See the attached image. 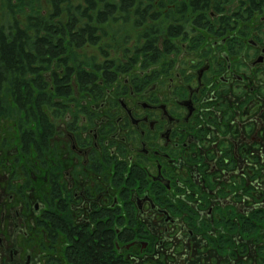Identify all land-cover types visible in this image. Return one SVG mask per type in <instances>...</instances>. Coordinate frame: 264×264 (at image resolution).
<instances>
[{
    "label": "flooded vegetation",
    "instance_id": "flooded-vegetation-1",
    "mask_svg": "<svg viewBox=\"0 0 264 264\" xmlns=\"http://www.w3.org/2000/svg\"><path fill=\"white\" fill-rule=\"evenodd\" d=\"M221 7L225 10L224 5ZM222 10L214 7L211 13H206L210 21H202L198 13H194V17V14L190 15L189 19L181 16L178 18L179 31L183 32L181 35L188 34L186 28L191 25L195 31L214 30L220 36L228 38L226 34L234 31L243 19L240 17L241 13L235 12L239 20L235 19L234 26H231L233 19L229 13L219 14ZM227 40L231 55L217 61L213 56H202L190 74L183 69L184 77L182 76L179 83H176L179 77H171L167 87V91H171L169 95L164 92L161 95L160 82L163 83L169 76L171 66L164 72H159L160 69L156 71L155 65L161 61V56L157 53L153 56L146 43L140 49L141 53H145L142 61L143 75H136L131 84L132 93L139 96L138 101L135 105L123 100L120 103L124 113L118 122L123 135H112L116 125L111 124L115 130L111 131L108 127L102 130L103 135L111 136L109 144H103L102 140L90 144L95 151L94 158L91 155L93 152H85V156L89 157L86 170H94V177H90L95 180L106 172L112 190L121 191L122 203L116 197L113 204L103 206L100 204L102 197L90 202L87 192L82 191L80 198L85 205H78L74 202V195L68 190V184L61 182L62 175L58 174V168L50 172L47 180L49 191L45 194L38 187H33L35 184L31 178L28 179L29 182H24L25 185H4L0 173V264H73L70 257L73 244L70 231L77 228L79 231L88 230L93 233L100 222H110L112 225L114 257L122 258L123 264H131L126 254L138 250L143 252L147 247L144 244H149L145 235L146 226L143 224V229V225H138L134 218L146 209L155 212L156 219L166 225L164 235L169 237L176 235V232L181 233L179 237L182 239L175 243L176 250L185 251V255L177 256V264H216L219 260L218 253L215 262H207L201 256L197 259L198 256L194 253L210 248L219 251L225 245L230 246L224 239H234L235 231L232 228L238 223L233 217H229V212L237 213L239 209L226 203L234 199L232 196H237L233 193L236 189L238 192L243 191L244 186H239L242 182L245 184V181L249 182L253 177L243 176L236 170L241 167L244 168L240 171L249 170L252 166L245 164L253 161L252 150L264 145V73L254 75L251 70L247 73V69L264 65V42L253 41V46L261 53L249 61L248 51H242V39L237 38L235 48ZM197 44L200 41L197 40ZM154 48L159 52L162 47L154 45ZM145 49L152 54L147 55L149 52L144 51ZM216 55L222 57L223 53ZM235 56L239 59L234 60ZM138 62L135 58L133 62L126 64L125 69L123 67L122 72L115 75L113 82L105 77L104 69L96 72L99 73L97 87L100 78L106 85L112 86L120 74L131 72ZM109 72L115 74L116 70ZM56 73L60 78L64 75L58 70L51 75L52 92L57 88ZM253 75L252 80L250 78ZM69 79L68 87L72 94L68 98L57 97L53 100L54 104L59 103L62 106L63 103L57 99L68 100L74 95L75 85L81 91L90 94L93 92L92 85L82 89L74 73ZM103 92L102 90V95ZM127 93L128 89L123 91L124 98ZM53 108L58 109L56 106ZM54 112L56 118L61 116L57 111ZM43 113L45 114L44 111ZM49 121L54 126V133L49 139L48 150L43 158L39 152L36 153L44 168L49 166L50 140L56 135L55 124L50 117ZM69 131L74 133L71 127ZM133 135L135 141L127 144V138ZM98 137V133L94 131V138ZM90 142L89 138H84L80 146L87 148ZM73 148L76 151V147ZM100 148L103 150L101 153ZM104 151L108 162L100 165L99 157H104ZM79 155L82 157L81 153ZM91 157L95 161L93 166L90 164ZM105 165L108 168L103 169ZM60 170H63L62 165ZM254 172L258 173L256 170ZM239 180L241 181L238 183ZM136 186L138 189L131 190ZM94 189L102 190L101 185ZM134 191L138 193L135 202L131 200ZM259 193L252 194L251 202L255 196L260 197ZM89 194L93 196L90 191ZM167 195H171V198ZM242 199L244 197L238 201L241 202ZM59 200L62 201V211L58 205ZM244 201L247 205L248 200L245 198ZM223 206L225 210L222 209ZM250 211H254V204ZM78 214L87 216L84 221H78ZM56 215L68 219V228L66 225L58 227L53 223ZM243 219L244 225L250 222ZM157 220L148 217V221L156 223ZM225 230L232 234H227ZM219 253L229 254L226 250ZM234 258L237 256L229 254L222 261L228 264L242 262H236Z\"/></svg>",
    "mask_w": 264,
    "mask_h": 264
},
{
    "label": "rangeland",
    "instance_id": "rangeland-1",
    "mask_svg": "<svg viewBox=\"0 0 264 264\" xmlns=\"http://www.w3.org/2000/svg\"><path fill=\"white\" fill-rule=\"evenodd\" d=\"M50 1L51 0H23L20 3V1L12 0L11 2L14 5L10 6L7 4L6 0H0V26L7 27L9 23L15 20L21 24L23 23L22 25L28 24L29 16H36L37 12H39L40 15L46 13L51 15L53 14V7ZM160 1L161 0H156L154 4L159 6ZM219 1L224 3L219 6L221 10L222 5L225 7V10H222L219 14L229 13L228 15L233 19L231 20V26H234L235 19L239 20L235 12L241 13L240 17L243 19L239 21L234 31L226 34L228 38L220 36L214 30L206 31L204 29H196L195 31L191 28V25L186 28L188 34L171 37L168 34L169 23L172 20L175 21V18L176 20L181 18L182 15L179 9L174 13V17L170 19L167 18V13L162 12V15L158 10L157 12L162 15L161 18L158 17L159 19L154 21L152 17L146 16L143 22L142 18L132 9L129 13L124 14L121 12L117 14L116 18L111 19L107 24L99 25L98 28H100V31L98 34L102 36L99 43L97 45L87 44L85 47L78 48L76 52L83 68L90 72L97 69L94 67L95 65H101L107 60L110 62L114 61L116 66L124 68L126 64H130L131 61L133 62L135 58L138 59L139 62L134 65V69L131 72L120 74L118 76L119 79L112 86L106 85L103 79L100 78L101 80L99 81L98 88L104 91L102 98H97V90L93 89V92L90 94L81 91L80 88L75 85L73 91L74 95L69 97L68 100L57 99L63 103L58 109L53 108V106L49 107L48 104L43 107V111L46 115H49L51 122L55 124L56 128V135L50 140L49 166L47 168H44L42 165L43 162L37 158V149L35 151L33 147L31 152L26 154L22 150V134L27 130H35V123L30 122L29 125L26 124L25 130L22 131L21 128H19L20 121L25 117L22 112L18 109L14 110L10 105L12 110L4 109V111L0 112V173L2 176V184L19 186L24 184V182H29L30 180L28 179L31 178V181L35 184L33 187H38L43 191V194H45L49 191L47 183L49 174L53 169L58 168V174L62 175L61 182L66 185L68 184L70 189L74 186L72 190H68L74 195V202L78 205H85L83 199L80 198L84 191L87 192L88 196L91 198L89 200L90 202H95L97 198L102 197L100 204L107 206L113 204L116 197H119V202L122 203L121 191L119 189L112 190L106 172L102 173L94 180V170L89 169L92 172L86 170L89 157L85 155L93 152L91 155L93 158L95 157V151H93V146H91L95 142L99 143L102 140L103 144H109L111 136L102 134V130L105 127L113 131L115 127L111 124H114L116 125V130L112 135H117L119 137L123 135L121 124L118 122L120 116L124 113L121 111L122 108L120 103L121 100H123L127 101L130 105H135L138 101L137 99L139 96H135V94L132 93L133 86L131 84L133 80L136 79V75H143L142 61L145 58V53L142 51V55L140 49L145 46V39H148L145 35L148 32H150V34L154 33V37L158 39L155 45L162 47L158 52L161 56V61L155 65L156 71L160 69L159 72H164L171 66L169 76L163 83L160 82L161 95H163V92L165 94L168 93L167 95L171 93L170 90L169 92L167 91L171 77H179V80H176V83H179L183 76V69L190 74L191 71H194L193 69L196 67V64L203 58L202 56H213L214 60L217 61L226 58L227 55H231L228 49L227 39L232 43L233 48H235L237 38L239 37V39H242L244 44L242 51H248L247 59L249 61H252L261 53L258 48L253 46V43L257 41H259V43H262V41L264 42V7L261 11H256L253 15H249L245 12L247 5H250L246 2L247 0H230V3L228 0V4H226V0ZM70 2L76 6L84 1L70 0ZM178 2L179 0H177V3ZM262 5L264 6V4ZM65 7L66 5L63 6V8ZM213 8L214 7L211 6V9L207 13H211ZM189 11L192 12L190 8ZM194 16L196 15L194 14L193 17ZM65 20L66 19L63 21L65 22ZM55 21L57 20L53 22ZM178 24L175 26H178ZM158 26H162V30L159 29ZM30 33L33 34L34 30H30ZM150 38L152 37H149V39ZM197 40L200 41V44H197ZM193 44H195V46H193ZM148 52L149 51H147V53ZM217 53H223V56L218 57L216 55ZM151 54L152 53L149 52L147 55L150 56ZM235 59L239 58L235 56L234 60ZM58 67L62 68L64 64L56 59L51 63L52 69L44 74L43 80L49 84L47 88L48 91H52L53 89L51 88L52 82L50 81V77L54 74V71L58 70L63 74V70ZM250 70L252 71L251 74L254 75L260 72L264 73V65H258L255 69H247L248 74ZM254 75L250 79L253 80ZM125 88L128 89V93L124 98L122 93L126 90ZM2 95V99L6 98L5 94L2 93ZM10 101H12V98ZM3 106L7 107L6 104H3ZM66 106L67 109H65ZM54 111H57L61 116L56 118V116L53 115L55 113ZM70 127L74 130V133L69 131ZM94 131H96L99 136L96 139L94 138ZM84 138H89L91 140L87 148L83 145L80 146ZM127 140V144H130L135 141V136H130ZM121 143L123 144V142ZM118 144L120 145V143ZM74 146L76 147V151L73 150ZM99 150V153L103 152L101 148ZM80 153L82 157L79 155ZM251 154L254 157L253 161H247L245 165H251L252 167L247 171H245V169L240 171V169L244 167L236 170V172L243 176H253L251 181H245V184L242 182L239 186H244L242 189L244 192H238L236 189L233 193L237 196H232L234 199L226 203L229 206L232 204L235 208L239 209L237 213L234 211L231 213L229 212V217H233L235 222L237 220L238 223L237 226L235 225L232 228V230L235 231V233H233L234 239H230L229 241L224 239V242H229L230 246L225 245L219 248V251L210 248L206 251L194 253L195 256H198L197 259L201 256L204 257L207 262L210 260L215 262L218 253L219 260L216 264H228L224 263L222 259L228 257L229 254L236 255L237 258H234V260L236 262L242 261L240 264H264V145L255 147ZM93 158L90 162L92 166L95 162ZM99 158L100 165L108 162L105 151L104 157ZM61 165L63 170H60ZM105 168H108V166L105 165L103 169ZM255 170L258 171V173L255 174ZM91 175H93V177H90ZM240 181L241 180H239L238 183ZM219 183L218 181L217 184ZM97 185H101L102 190H95L94 188ZM218 188L220 189V187ZM254 188H257V190H253ZM134 189H138V187L136 186L131 190ZM31 191L34 192V189L31 188ZM31 191L29 190V192ZM89 191L92 192L93 196L89 194ZM258 193L260 197L255 196L253 202H251L252 194L256 195ZM136 194H138L137 191H134V194L131 195L132 201H134ZM172 195H174V193H172ZM167 196L171 198V195ZM243 197L248 200L246 202L247 205H245L244 199H242L241 202L238 201V199ZM77 200L79 202H77ZM171 200H173V198ZM253 204L254 211L251 212L250 209H253ZM224 208L225 206L222 207V209ZM86 216L87 215L82 217L79 215L77 219L78 221H84ZM215 216L217 217V213ZM148 217L157 220L156 213L150 212L147 209L144 210L143 213H138L134 218L138 225L144 224L146 226L145 235L149 240V244H144L147 247H145L143 252H138V250L135 253L126 254V257L130 260L131 264H177V256L185 255V251H180V249L176 250L177 244L175 243L182 239V237H179L181 233L176 232V235L167 237L164 235V226L166 225L158 220L155 221L156 223L148 221ZM243 218L248 219L250 222L244 225ZM149 224L152 227L149 226ZM225 231L229 235L232 234L229 230ZM217 243L221 245V243ZM223 250H226L229 254H220L219 252ZM207 257L209 258L207 259Z\"/></svg>",
    "mask_w": 264,
    "mask_h": 264
},
{
    "label": "trees",
    "instance_id": "trees-1",
    "mask_svg": "<svg viewBox=\"0 0 264 264\" xmlns=\"http://www.w3.org/2000/svg\"><path fill=\"white\" fill-rule=\"evenodd\" d=\"M11 1L6 0L8 5L13 6ZM17 1L21 3L23 0ZM83 1L75 6L70 0H51L53 14L40 15L37 12L36 16H29L28 24L22 25L23 23L15 20L7 27L0 26V112L4 109L12 110L10 106L22 112L25 116L19 124L22 131L25 130L26 124L35 123V130H27L22 134V150L25 153L30 152V149L34 147L43 158L48 150L54 126H51L49 117L43 113L42 108L46 104L58 108L60 104H54L53 100L59 96L68 98L72 94L68 87L71 74L76 75L82 89L92 85L91 88L98 91L97 98H101L102 90L96 85L99 73L96 72L104 69L105 77L110 82H113L118 72H122L123 67L116 66L114 61L109 60L101 65H95L97 69L90 71V74L80 64L76 52L78 48L85 47L87 44L99 43L102 38L98 34L99 25L107 24L111 19H115L117 14L129 13L132 9L142 18V22L146 16L152 17L154 21L157 20L163 15L162 12L167 13L166 16L170 19L174 17L178 9L182 18L189 19L190 15L198 13L202 21H207L209 19L206 13L211 6L221 10L219 6L223 3L219 0L214 2L213 0H179L178 3L177 0H161L159 6H156L154 4L156 0ZM246 2L250 4L245 10L249 15H253L256 10L264 7L262 5L264 0H247ZM65 5L66 7L63 8ZM158 10L162 15L157 12ZM64 19H66L65 22ZM54 20L57 21L53 22ZM174 20L169 23L168 31L170 36L176 37L183 32L179 31V20L176 18ZM177 24L178 26H175ZM158 28L161 29L162 26ZM32 29L33 34L30 33ZM145 37L148 38L147 48L152 50L153 56H156L158 50L154 48V45L158 39L154 37V33L150 34V32ZM149 37L152 38L149 39ZM148 49L144 51H149ZM56 59L64 64L62 67L64 75L60 78L57 73L55 74L57 88L52 92L47 90L48 84L44 82L43 74L51 69V63ZM112 69L116 70L115 74L109 72ZM2 93L6 95V98H1ZM11 98L12 101H10ZM58 205L62 211L61 200ZM67 222L68 219L64 216L56 215L53 219V223L58 227L63 225L67 227ZM113 235L110 222L98 223L97 230L93 233L88 230L72 229L69 236L73 239L70 255L73 264H123L122 258L114 257Z\"/></svg>",
    "mask_w": 264,
    "mask_h": 264
}]
</instances>
